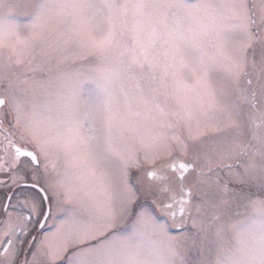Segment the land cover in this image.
<instances>
[{
  "label": "snow or ice",
  "instance_id": "obj_1",
  "mask_svg": "<svg viewBox=\"0 0 264 264\" xmlns=\"http://www.w3.org/2000/svg\"><path fill=\"white\" fill-rule=\"evenodd\" d=\"M0 189V264H264V0H0Z\"/></svg>",
  "mask_w": 264,
  "mask_h": 264
},
{
  "label": "flooded vegetation",
  "instance_id": "obj_2",
  "mask_svg": "<svg viewBox=\"0 0 264 264\" xmlns=\"http://www.w3.org/2000/svg\"><path fill=\"white\" fill-rule=\"evenodd\" d=\"M5 190L4 189H0V198H2L3 192ZM26 193H21L19 190L17 191V195L13 200V203L16 202L17 199H23V196ZM58 223L57 219H53V218H49L46 222H45V226L43 229L40 228H36L33 231V235H35L36 239L35 241H33V247L35 246L36 243L39 242V240L43 237L44 233L46 232H52L54 230L55 225Z\"/></svg>",
  "mask_w": 264,
  "mask_h": 264
}]
</instances>
